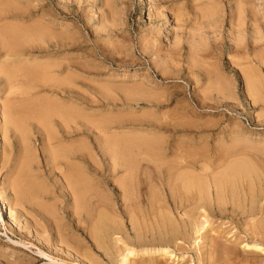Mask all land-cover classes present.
I'll return each instance as SVG.
<instances>
[{"label": "rangeland", "instance_id": "374dc122", "mask_svg": "<svg viewBox=\"0 0 264 264\" xmlns=\"http://www.w3.org/2000/svg\"><path fill=\"white\" fill-rule=\"evenodd\" d=\"M9 1L20 5L25 15L21 13V21L13 19L11 14L1 15V27L9 24L31 29L34 26L48 37H42L43 43L37 37L34 43L28 42L18 49L0 39V203H4L8 213L12 212V219L23 215L22 225L26 219L31 223L29 235L13 222L11 229L7 219L0 216V264H13L18 259L20 264H54L38 248L14 244L20 240L18 233L39 244L43 252L58 254L59 261L75 263L78 260L75 255L60 252L57 245L61 240L79 241L78 244L84 245L82 239L86 235L76 230V220L70 213L73 201L70 200L69 210L62 209L59 171L53 167L49 155V151L74 146L93 150L89 151L97 156L106 175L105 182H109L105 192L103 187L100 190L107 199L118 202L116 208L122 206L123 199L121 192H116L118 184L130 182L126 170L119 166L122 160L128 159L138 167L135 179L128 185L130 189L133 187L131 200L135 201L132 203L139 199L150 201L154 194L167 202L166 198L172 197L167 179L182 163H197L194 172L198 177L202 175L200 166L207 165L204 175L212 176L231 162L243 166L246 173L237 180L238 185L236 182L239 191H244L240 193L243 200L240 194L236 200L239 204L242 202L239 209L230 201L225 207L226 213L218 214V209L205 215L201 212L192 224L185 226L174 244L160 245L155 241L158 247L151 245L149 249L125 245L133 254L123 251L122 242L116 244V237H112L115 241L110 242L111 250L107 254L103 250L94 253L100 264H119L124 252L127 261L122 264H264V0H188L173 6L159 0ZM205 12L211 16L201 25ZM175 13L181 14L180 19L171 16ZM4 66L10 73L24 67L30 69L39 74L37 78L41 81L36 78L32 90L20 84L11 87L1 73ZM19 77L16 79L23 82ZM24 101L50 107L52 104V109L63 114L76 111L79 120L76 122L88 127L100 121L108 127L101 130L99 145L96 143V149H92L91 140L83 131L63 132L57 116L49 117L42 124L36 120L25 121L20 113H13L12 117H16L9 123L12 113L8 106ZM110 138L115 145L106 148ZM138 139L144 140L147 147L153 146L149 149L144 146L148 150L143 151L141 145L138 148L135 144ZM111 156L119 160L116 170L106 162ZM26 162L36 183L47 193L35 206L22 201L14 185ZM249 183L255 195L260 196H257L259 205L256 203L252 211V206H248L250 197L246 201ZM232 205L234 211L238 210L234 215ZM42 207L50 208L48 214L53 218L49 215L50 222L56 221L57 226L54 224V229L53 224H46H50L48 233L45 230L46 233L37 237L33 223H39L38 230L44 231L47 227L40 218L44 212ZM174 209V217L181 218L183 208ZM121 221L130 231L126 218ZM57 232L63 238L57 237ZM48 236L52 238L53 249L42 244ZM159 250L168 253L164 255Z\"/></svg>", "mask_w": 264, "mask_h": 264}, {"label": "bare ground", "instance_id": "6f19581e", "mask_svg": "<svg viewBox=\"0 0 264 264\" xmlns=\"http://www.w3.org/2000/svg\"><path fill=\"white\" fill-rule=\"evenodd\" d=\"M3 1H6V0H2V2H0V17H1V15H10L11 14L13 16V19L15 18L16 20L21 21L22 14H23V17L25 14L22 13L23 10L20 11L21 10L19 8L20 5L17 6L15 3H13V1L12 2H10V1L8 2V0H7V2H3ZM159 1L167 3L168 6H173V5H175V3L179 2V1H181V2L187 1L188 2V0H159ZM105 4L106 3H104V5ZM108 5L110 6L109 3H108ZM23 12H25V11H23ZM172 12H174V11H172ZM207 12H205L204 14L202 13L203 18L201 20V25L203 24V21L206 18H209L211 16V14L209 16V14ZM171 16H174V19H175V18H179L181 16V14L176 15V13H175L174 15H171ZM185 16H187V15H185ZM1 18H3V17H1ZM187 20H188V17H187ZM17 24H19V23H17ZM8 25L9 24H7V26L6 25L5 26L2 25V27L0 26V39L3 40V42L7 41V43L11 44V46L12 45L16 46L14 48H17V47L21 48L22 46L24 47L25 44L28 42L34 43V41H35V39H37V37L41 38L39 40V42L41 41L43 43L42 37L44 39L45 38L44 36H46V34H45L46 32H43L40 28H35L34 26H32L33 24L31 25L32 27H34L33 29H32V27H31V29L28 27H27L28 29H25L24 27H19L16 25H9V26ZM22 28H24V29H22ZM43 28H45V27H43ZM215 30H217V29H215ZM191 34H192V32H191ZM51 36H50V40H51ZM46 37H48V36H46ZM48 39L49 38H47V40ZM64 40H62V41H64ZM39 42H37V43L40 44ZM6 45L7 44H4V46H6ZM11 49H12V47H11ZM14 52L17 53V50L15 51V49H14ZM18 53H19V55L22 56V54H20V52H18ZM19 57H18V59H19ZM20 62H21V60H20ZM22 63H23V61H22ZM7 66H9V64ZM6 67L4 69L3 68L1 69L2 70L1 73L6 76V80H7V83L9 84V86L14 87V86H18L15 84H20L22 87H24V88L27 87L26 89H29V90L32 87H34L32 85L35 84L34 82L37 78V75H39L38 73L34 74V71H32L30 69L28 70L25 67H24V69H19L16 72L10 73V71ZM33 70H36V69H33ZM36 72H38V71H35V73ZM18 76H20L19 77L20 79L22 78L23 82L22 81L20 82L16 79ZM40 76H38V77H40ZM245 76H246V74H245ZM42 78L46 79L45 76L44 77L42 76ZM39 79L41 81V78H39ZM39 79L37 78L38 81H39ZM246 86H248V85H246ZM251 86H253V85L251 84ZM26 89H25V91H26ZM15 91L16 90H14V92ZM26 95H27V93H26ZM106 97H107V95H106ZM14 103L10 104V105L8 103L9 113H12L11 116L9 117L10 118L9 123H13V121H14L13 119L16 117V116L12 117L13 113H16V114L18 113V115L21 114L20 116H22V118L25 121L26 120H36L42 124H44V122H46V120L49 119V117L54 118L57 116L60 118V120H59L60 122L58 121L59 122L58 126H59V128H61L63 130V132L67 131L68 134H71V132H69L70 129L75 130L74 132L83 131V135H85L87 138H90L92 146H93V148L91 146L92 149H96V145H95L96 143L99 145V141H100L99 138H101L99 136V134L101 133V130H105L108 127L106 122H102L99 120L100 122H96V123L92 124V126H90L91 127L90 128V127H88L89 126L88 124H85L83 122H76V121H79L78 117H77L78 112L70 111V112L63 114V113H60L58 111H55V109H52L51 108L52 104L50 107L49 105H38L36 102H29V101H26V102L24 101V102H19V103L16 102V104H14ZM17 103H18V105H17ZM62 111H65V110H62ZM79 114H80V112H79ZM8 116H9V114H8ZM80 117H79V119H80ZM82 128H84V129H82ZM120 137H123V136H120ZM53 138H54V136H53ZM92 139L94 140V144L92 142ZM48 140H49V138H48ZM111 140H114V139H111V138L108 139V141L106 143V145H107L106 148H108L109 146H112V144H113V146L115 145L114 142ZM119 140L123 141V139H119ZM124 140H125L124 142H126L127 139H124ZM1 141H2V139H1V135H0V144H1ZM130 141H131V139H130ZM143 141L144 140L139 141V139H138V141L135 143L138 148L140 145L142 146L141 150L144 149L146 151L149 149V147L151 148V146H153V145H151V146L147 147L148 146V145H146L147 143H143ZM118 142L119 141H117V144H118ZM124 142H123V146L125 144ZM126 143L130 144L131 142L128 141ZM119 145H120V142H119ZM133 145H134V143H133ZM149 145H150V143H149ZM144 146H145V148H148V149H145ZM104 148H105V146H104ZM89 150H87L86 147H80V146L75 147L74 146V147H61V148H58L56 150L49 151L50 159L53 162V167H55V169L59 171L58 175L60 176V182L58 183V186H59V189L61 190V195H62L61 196L62 197V202H61L62 209L63 210H69L70 200L73 201V203H71L70 213L72 214V216H74V218L76 220V225H75L76 230L79 233H81L82 235H86V238L82 239L84 242L83 243L84 245L78 244L79 241H78V243L74 242V240L70 241L71 239L69 240L70 242H67L68 240H66L67 243H64L61 239H60L61 242L59 241V243H58L56 240H54V243H58L57 245L60 246L59 247L60 252L61 251L67 252L68 256H71V257L75 255L78 258V260H76L75 263H72V262L67 261V260L66 261L65 260L59 261L58 254L53 256V255L49 254V252L48 253L46 251L43 252L41 250L42 248H40L38 246L39 244L36 245L35 243L31 242L30 239H28L23 233L17 234L19 236L20 240L17 242H13L14 244H18V245H21L24 247L30 246V249H31V247H34V248L36 247V248H38L40 253L45 255V257L46 256L49 257L51 262H53L54 264H100L99 259L97 260V258L95 257L96 255L94 256V253L96 251L103 250L107 254V252H109L111 250V248H110L111 247V243H110L111 241L114 242L116 240L115 241L116 244L119 242H122L121 244H123L124 246L126 245L127 247H128V245H129V247H133V246L137 245L139 247H144V249L146 247L149 249V247L151 245L152 246L157 245V243L156 244L153 243L155 241L158 242L160 245L165 244V243L167 245V243L170 244V242H173L172 244H174V242H177L179 240V238H180L179 234L182 235L181 233H182V231L185 230V228H186L185 226H187L188 224L189 225L192 224V222H194L193 218L197 217L199 214L205 215L206 212L207 213L208 212L213 213V211L215 209H218V211H219L218 214L220 212L226 213L225 207H227V204L230 201L233 205H237L235 207H237L238 209L240 208V204L242 203V202H240V204H239V201H236L239 194L244 192V191L241 192V190L239 191L240 187H239V189L237 188L238 186L236 187V182L240 178L244 177L246 173L244 174V172H243L245 170V169H243V166L242 167L236 166L234 164V162H231L232 164L230 163L229 165H227V168H224L223 165H221L224 169L219 173H216V174L214 173L213 175L211 174L212 173L211 172L210 174L212 176L204 175V174H206L205 171L208 168L207 165L206 166L205 165H203V166L199 165L201 167L199 169H201L200 171H202V175L200 173V177H198L197 173L194 172V171H196L194 169V166H196L197 163H196V165L194 164L195 162L187 163L186 165H184V163H182V165H183L182 167H180L178 165L180 168H177V164H176L177 169L173 170L174 172H171V174H169V172L172 171V169L169 170L167 173L170 175L169 176L170 179H167L168 181L170 180V183H168V182L167 183L169 185L168 190L170 188V190H169L171 192L170 195H172V197L170 196L171 200H169L170 197L168 196L169 199L166 198L167 202H164L162 199L159 198V196L157 197V196H155L154 193H152L154 195L151 194L152 196H150V201L147 200V202L146 201L141 202L139 199V201L136 200L135 203H132L133 201H135V200H133V201L131 200L132 199L131 198L132 197L131 189L133 187L130 189L128 185L131 183V181L133 182V180L135 179V177L137 175L136 173H137L138 167H136L135 163H133L132 161L128 162L127 161L128 159H127V160H122V162L120 161L121 164H119V166L126 170L127 178L130 182L129 183L125 182V181H121L120 183L118 182L119 184H118L116 192L118 194L121 192V194L123 195V196L121 195L123 197V199H121L123 208L121 209L122 206L116 208V206L118 205V202H115V200L110 201L109 199L106 198V196H104L103 190H100V189L104 188V192H105V190H107V188H109V182L108 181L105 182L106 175L101 170L100 165L95 158L97 156L93 152L92 153L90 152L93 150H90V151ZM184 150L185 149H183V151ZM118 153H120V152H118ZM188 154L190 155V153H188ZM138 156H140V155H138ZM186 157H188V159L190 158V156H186ZM121 159H123V158H121ZM188 159L185 158V160H188ZM190 159H189V161H190ZM206 160H208V159L206 158ZM118 161L119 160L112 157L111 160L106 161V162L113 164L114 170H116L117 166H118ZM208 162H209V160H208ZM76 163H78V165ZM28 164H29V162H26L21 167V170L18 174L17 180L14 182V185L17 188V192L19 194L18 197H20L21 200L24 202L26 201V202L33 203V206H35L34 203L39 202V199L41 197H43L44 195H47V193H45L46 191L43 190V188L36 183V181L34 180V177H32V174L28 168ZM80 165H83V166H80ZM241 165H243V164H241ZM204 166H205V168H204ZM173 168H174V166H173ZM55 169H54V171H56ZM213 170H216V168ZM159 176L161 177V174ZM238 183L239 182H237V185H238ZM252 183H254V182H252ZM101 187H103V188H101ZM247 189H248V187H247ZM110 191H113V189ZM114 192H115V190H114ZM111 193H113V192H111ZM246 193H248V199H246V201L249 200V197H250V200H249L250 203H248V201H247L248 206L250 204L252 206V207H250V210H251V208L253 210V207L256 206L257 198L258 197L260 198V196H258L257 191H256L257 195H255V190L253 191V187L251 184H250L249 189L247 190ZM135 195H137V194L135 193ZM156 195H157V193H156ZM243 195H244V193H243ZM133 196H134V194H133ZM241 196H242V194H240V197ZM66 199H68V200L66 201ZM166 199H165V201H166ZM227 199H229V201H227ZM241 199H242V197H241ZM42 200H43V198L41 199V201ZM43 202H41V204ZM171 205H174V207H173V208H175L174 211H176V208H177V211H178V208H183V210L181 209L182 213L180 212L181 218H179V217L175 218L174 217V214H173L174 212H172L173 208ZM233 205H232V212L234 215L235 212H237L238 210L235 209V211H234ZM243 206H245V205H243ZM43 207H42V210L44 212L42 211L43 214L41 215L40 218L43 222H45V225H46L48 223H51L50 218H49L50 214H48V212H49L48 209H50V208L48 207V209L47 208L45 209ZM37 208H39V207H37ZM187 208H189V209H187ZM241 208H242V206H241ZM117 210H119L120 212H118ZM247 210L249 211V209H247ZM241 211H243V210H241ZM201 212H202V214H201ZM11 213L7 212V208L5 207L4 203H0V216H4L7 219L6 223L11 226V229L13 228L12 227L13 226L12 222H13L14 224H16L18 226V228L20 230H22V232H23V230H26L27 232H29L27 234L31 235V232H30V224L31 223L26 219L25 223L22 225V222L20 221V217H23V215H20L19 218L12 219L13 217L11 216L12 215ZM240 213L242 214V212H240ZM50 216H51V219H53L52 215H50ZM222 216H223V214H222ZM119 218H121V220H122V218H126V220L128 221V223L131 226L130 231L127 229V227L124 226L123 223H121L122 221L119 220ZM199 218H202V217L199 216ZM55 222L51 223V224H53L54 229H55V226H57V224ZM38 224L39 223L37 221H35L33 223L34 227L36 226L34 228L35 231L33 230V232L36 233L37 237H41L42 236L41 233L42 232L46 233L48 230V226L50 228V224L48 226L46 225L47 227L45 226L46 228L44 229V231L38 230V227H37ZM54 224H56V225L54 226ZM203 224H205V223H203ZM202 226H204V225H202ZM31 227H32V225H31ZM43 228H44V225H43ZM261 229H263V228H261ZM45 230H46V232H45ZM56 230H57V228H56ZM58 230H61V229H58ZM10 231L12 232L13 230H10ZM62 232H64V231H60V233H62ZM60 233L59 234H58V232L56 233L57 237H59L58 235H60ZM117 236L119 238H117ZM43 237H44V235H43ZM60 237H62V235H60ZM112 237H116L117 239L115 238V240H114ZM75 240H76V238H75ZM42 241H43V239H42ZM43 243H45V245H47V247L50 249L53 246V241H52L51 236L46 237L44 239V241L42 242V244ZM115 243H114V246H115ZM42 244H40V246ZM63 244H65V245H63ZM109 245H110V247H109ZM118 245H120V244H118ZM64 246H65V248H64ZM125 247H124L123 251L126 250L130 254L134 253L131 250V248L129 250H127V247L126 248ZM157 247H158V245H157ZM52 249H53V247H52ZM121 249H122V247H121ZM54 250H55V248H54ZM123 251H121V252H123ZM158 252H160L164 255H166L168 253L167 250H159ZM124 254H125V252H124ZM124 254H121L122 256L120 255L121 258L119 260V262H120L119 264H122L125 261H127V256ZM20 260L21 259H18L14 263L20 264V262H21Z\"/></svg>", "mask_w": 264, "mask_h": 264}]
</instances>
